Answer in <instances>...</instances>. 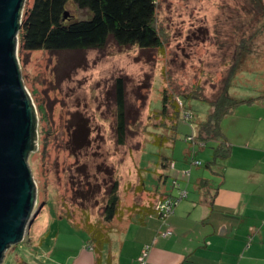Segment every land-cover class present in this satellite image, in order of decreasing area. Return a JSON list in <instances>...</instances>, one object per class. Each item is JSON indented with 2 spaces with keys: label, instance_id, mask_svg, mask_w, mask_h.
<instances>
[{
  "label": "rangeland",
  "instance_id": "1",
  "mask_svg": "<svg viewBox=\"0 0 264 264\" xmlns=\"http://www.w3.org/2000/svg\"><path fill=\"white\" fill-rule=\"evenodd\" d=\"M31 2L26 0L25 5ZM251 4V0H158L160 49L118 47L109 41L101 51L26 52L18 42L20 75L36 115L35 148L26 157L35 184L36 215L24 240L6 250L2 264H71L87 246L86 234L75 222L86 215L91 222H103L106 195L114 181L124 223L120 240V234H111L106 250L111 247L116 263L142 238L127 231L135 222V215L127 220L129 209L156 205L155 190L175 191L173 182L182 191L188 187V200H193L196 177L183 173L192 168L207 171L211 148L217 146L209 140L202 147L194 140V125L210 112L208 101H215L223 87L238 100L253 95L264 83V16L260 10L253 12ZM67 12L75 20L88 18L72 3ZM118 78L124 83L126 130L120 145ZM163 93L169 100L167 114L173 115L172 102L181 111L173 134L171 121L158 113ZM193 95L200 99L183 97ZM185 110L191 113L188 120L183 118ZM86 132L85 148L81 136ZM158 135L173 139L158 146L154 144ZM162 157L171 161L170 167H161ZM67 213L74 221L61 216ZM89 252L95 260L96 252ZM102 256L105 260L107 254Z\"/></svg>",
  "mask_w": 264,
  "mask_h": 264
},
{
  "label": "crops",
  "instance_id": "2",
  "mask_svg": "<svg viewBox=\"0 0 264 264\" xmlns=\"http://www.w3.org/2000/svg\"><path fill=\"white\" fill-rule=\"evenodd\" d=\"M257 87L253 95L240 97L245 102L221 120L225 158L207 171H190L188 177H196L193 200H188V187L183 188L186 199L164 222L154 215L140 225L133 214L135 222L130 224L135 225L130 228L129 224L127 231L142 235L140 242L117 263L111 247L106 250L105 246L102 255L107 257L101 256L100 264H138L144 247V264H264V83ZM186 156L189 162L188 152ZM185 168L179 170L180 175ZM201 181L206 187L199 188ZM155 191L163 196L176 194V190ZM122 223L123 219L113 223L112 234H120L118 240ZM89 251L87 247L81 250L71 264H94Z\"/></svg>",
  "mask_w": 264,
  "mask_h": 264
},
{
  "label": "trees",
  "instance_id": "3",
  "mask_svg": "<svg viewBox=\"0 0 264 264\" xmlns=\"http://www.w3.org/2000/svg\"><path fill=\"white\" fill-rule=\"evenodd\" d=\"M69 3L74 4L79 10L86 11L88 18L75 20L67 12ZM251 3H253L251 4L253 6L252 11L256 12L260 10L261 16H264L262 0H251ZM157 4L158 0H32L30 5H25L23 8L17 40L20 49L26 52L84 53L92 50L101 51L107 47L109 41H113L118 47L130 46L137 47L140 50L160 49L163 42L157 28ZM115 88L117 106L116 131L117 142L120 145L124 142L126 131L124 83L122 78H118L115 81ZM262 96L264 97V93ZM183 97L200 99L198 95ZM168 102L166 94L163 93L162 108L158 113L159 116L171 121L169 129H171L170 132L173 134L176 131L181 111L178 109L176 103L172 102L173 115L169 116L166 108ZM244 102L230 97L225 87H223V91H221L215 101H208L210 112L207 119L195 127L196 137H194L195 144L198 145H204L209 140L218 142L216 147L211 148L213 150L212 160H210L206 167L213 165L218 159L225 158L227 151L221 142V120ZM184 112L191 115L187 110ZM81 137L84 147H88L89 139L87 132ZM172 139L173 136L171 135L167 138L160 135L154 136V144L165 146L171 143ZM170 164L171 161L169 159L162 157L161 167L163 169L170 167ZM198 165L196 166L198 167ZM206 184L205 181H201L199 188L206 187ZM142 185H145L144 181L141 182V188ZM117 187L118 182L114 181L106 195L103 208V222H91L88 220L87 215L82 222H75L76 228L86 234V247L90 251L96 252L94 264H100L103 249L110 243V235L114 232L113 222L122 220ZM174 189L177 193L178 189ZM139 190L140 188H137V191ZM179 190L181 189L179 188ZM158 195V201L176 198V194H166L163 196L161 193ZM154 206L155 204L153 206L138 205L132 207L128 210L130 214L128 219H131V216L136 213V222L142 225L147 217L157 216L154 213ZM61 216L67 220L74 221L68 213L61 214Z\"/></svg>",
  "mask_w": 264,
  "mask_h": 264
},
{
  "label": "water",
  "instance_id": "4",
  "mask_svg": "<svg viewBox=\"0 0 264 264\" xmlns=\"http://www.w3.org/2000/svg\"><path fill=\"white\" fill-rule=\"evenodd\" d=\"M26 0H0V264L31 224L35 184L26 157L35 148L36 115L19 70L18 32Z\"/></svg>",
  "mask_w": 264,
  "mask_h": 264
},
{
  "label": "built area",
  "instance_id": "5",
  "mask_svg": "<svg viewBox=\"0 0 264 264\" xmlns=\"http://www.w3.org/2000/svg\"><path fill=\"white\" fill-rule=\"evenodd\" d=\"M191 117L189 113H185L183 118L188 120ZM189 142H193V137L188 138ZM194 165H198L197 162H194ZM184 176L188 177L189 173H183ZM174 188L178 189L176 198L165 199L163 201H158L154 206V213L160 218L163 222L167 220V218L173 213L174 208L179 204L180 201L185 199L186 191L179 190L178 184H173ZM147 257V247L141 251V255L138 258L139 264H144V261Z\"/></svg>",
  "mask_w": 264,
  "mask_h": 264
}]
</instances>
